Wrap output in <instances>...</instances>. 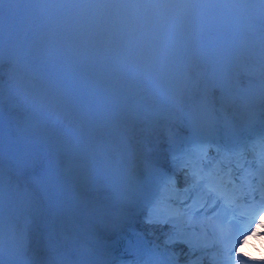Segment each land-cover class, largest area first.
Masks as SVG:
<instances>
[{
	"label": "bare ground",
	"instance_id": "bare-ground-1",
	"mask_svg": "<svg viewBox=\"0 0 264 264\" xmlns=\"http://www.w3.org/2000/svg\"><path fill=\"white\" fill-rule=\"evenodd\" d=\"M4 1L0 0V6H4L0 16V57L8 54L10 61L22 63L32 78L51 89L55 100L64 106L60 115L65 116L57 113L51 123L50 112L38 116L21 111L16 102L2 97L7 88L0 86V171L9 173L10 169L30 181L41 179L43 192L31 184L45 210L53 211L64 204L91 219L104 213L109 215V221L120 223L118 215L125 209L110 202L98 178L92 176L87 182L77 178V171L87 173L91 167L79 162L78 157L71 159L82 144L75 141L79 128L74 125L75 119L83 125L102 121L101 126L109 129L110 125H105L109 118L104 113L112 109L115 121L144 123L153 128V124L173 117L172 109L159 102L150 81L141 83L130 76L121 78L117 69L99 71L82 65L69 66L58 59H44L38 51L46 40L30 49L31 43L43 40L51 29L60 27L68 34L76 31L80 16L87 10L82 0ZM194 1V16L176 35L164 31L174 35L175 46L174 57L167 61L161 73L176 84L177 94L188 88L189 78H185V73L198 65L203 44L220 30L240 33L241 41L251 51L256 50L254 45L264 42V0ZM98 9L97 2L91 5L92 12L98 13ZM142 18L149 19L146 13ZM96 20L100 25H111L102 17ZM59 36L63 42L67 40L66 35ZM139 46L144 47L141 43ZM128 56L125 54L123 58ZM191 83H194L192 88L197 86ZM44 108L51 109L52 104ZM29 158L33 163L21 173ZM143 229L156 237L160 235V231L155 234L149 226Z\"/></svg>",
	"mask_w": 264,
	"mask_h": 264
},
{
	"label": "snow or ice",
	"instance_id": "snow-or-ice-1",
	"mask_svg": "<svg viewBox=\"0 0 264 264\" xmlns=\"http://www.w3.org/2000/svg\"><path fill=\"white\" fill-rule=\"evenodd\" d=\"M155 6L164 7V0H156ZM238 73H246L247 70L243 64L240 65ZM207 87L204 85L201 101L209 108L220 111L216 107V102L207 96ZM174 103L178 109L182 108V100L176 97ZM174 133H170L168 139L170 145H173L170 156V167L168 170L161 171L151 162L144 164V171L148 178L149 173H154L158 178L157 193L144 206V223L155 232L157 228L167 229L162 232L164 239L160 242H150L151 245L160 252L159 264H180L181 253L175 251L177 245H183L187 256L184 264H264V260L253 261L251 257L238 258V249L247 240L256 235L258 228L264 227V153L260 155L259 167L253 163L245 169L244 164H238V169H244L243 176L234 179L231 170L222 172L219 164H213L208 160L207 150L204 147L206 141L194 142L187 148L177 150L174 145ZM218 153L222 150L217 147ZM235 155L243 158L242 153ZM33 161L29 158L27 164L20 170L21 173L31 166ZM255 169L252 171L251 169ZM181 169H187L185 176L191 177L192 187H185L178 191L174 178ZM206 169H208L206 171ZM172 172V174H168ZM48 174L47 172L45 173ZM254 178L255 182H254ZM41 179L31 181L38 191L43 192ZM242 181V183L240 182ZM239 186L237 187V185ZM31 202L34 199L31 192L25 189ZM195 197L190 203L189 194ZM115 200L123 202L118 198ZM175 202L182 205L185 211H175L168 205L169 202ZM259 201V203H257ZM241 205H247V209L242 211ZM197 214H203L218 223L213 227L208 225L198 228L193 220ZM243 220L242 225H237L231 236L229 231V217L232 221ZM32 224L31 211L26 215L22 228V243L17 259L20 264H32L30 255L31 240L30 228ZM136 239L143 241V235L136 233ZM212 249V253H209ZM162 250V251H161ZM134 251V249H133ZM88 255H92L91 249H86Z\"/></svg>",
	"mask_w": 264,
	"mask_h": 264
},
{
	"label": "rangeland",
	"instance_id": "rangeland-1",
	"mask_svg": "<svg viewBox=\"0 0 264 264\" xmlns=\"http://www.w3.org/2000/svg\"><path fill=\"white\" fill-rule=\"evenodd\" d=\"M13 63V62H12ZM10 95H9V92H7L6 93V97H9ZM18 102H19V107H20V110L21 111H24V112H31L30 111V106L29 105H26V106H24V102H22L21 100H18ZM22 107H24V109H22Z\"/></svg>",
	"mask_w": 264,
	"mask_h": 264
},
{
	"label": "water",
	"instance_id": "water-1",
	"mask_svg": "<svg viewBox=\"0 0 264 264\" xmlns=\"http://www.w3.org/2000/svg\"><path fill=\"white\" fill-rule=\"evenodd\" d=\"M1 10V9H0Z\"/></svg>",
	"mask_w": 264,
	"mask_h": 264
}]
</instances>
